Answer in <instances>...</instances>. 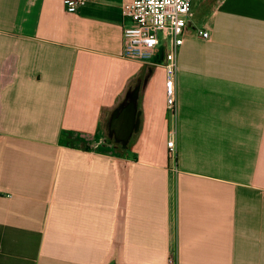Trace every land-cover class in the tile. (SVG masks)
Returning <instances> with one entry per match:
<instances>
[{
  "label": "crops",
  "instance_id": "obj_1",
  "mask_svg": "<svg viewBox=\"0 0 264 264\" xmlns=\"http://www.w3.org/2000/svg\"><path fill=\"white\" fill-rule=\"evenodd\" d=\"M125 1L0 0V264H264V0H191L171 106Z\"/></svg>",
  "mask_w": 264,
  "mask_h": 264
},
{
  "label": "built area",
  "instance_id": "obj_2",
  "mask_svg": "<svg viewBox=\"0 0 264 264\" xmlns=\"http://www.w3.org/2000/svg\"><path fill=\"white\" fill-rule=\"evenodd\" d=\"M86 0H63L68 12L77 11ZM123 15L130 22L123 27L124 54L137 60H149L154 55L165 70L166 98L174 103V78L178 66V50L183 43L187 19L191 14V0H126L122 4ZM203 38L206 30H199ZM169 154L176 156L174 138L168 142Z\"/></svg>",
  "mask_w": 264,
  "mask_h": 264
}]
</instances>
